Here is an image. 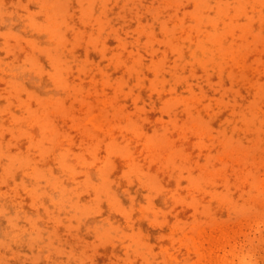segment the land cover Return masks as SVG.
I'll return each instance as SVG.
<instances>
[{
    "label": "rangeland",
    "instance_id": "obj_1",
    "mask_svg": "<svg viewBox=\"0 0 264 264\" xmlns=\"http://www.w3.org/2000/svg\"><path fill=\"white\" fill-rule=\"evenodd\" d=\"M0 264H264V0H0Z\"/></svg>",
    "mask_w": 264,
    "mask_h": 264
}]
</instances>
